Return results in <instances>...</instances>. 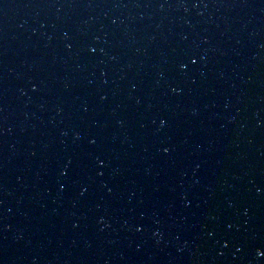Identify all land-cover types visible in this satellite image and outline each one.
I'll return each mask as SVG.
<instances>
[{
	"label": "water",
	"instance_id": "obj_1",
	"mask_svg": "<svg viewBox=\"0 0 264 264\" xmlns=\"http://www.w3.org/2000/svg\"><path fill=\"white\" fill-rule=\"evenodd\" d=\"M262 253L264 0H0V264Z\"/></svg>",
	"mask_w": 264,
	"mask_h": 264
},
{
	"label": "snow or ice",
	"instance_id": "obj_2",
	"mask_svg": "<svg viewBox=\"0 0 264 264\" xmlns=\"http://www.w3.org/2000/svg\"><path fill=\"white\" fill-rule=\"evenodd\" d=\"M192 63H193V64H195V63H196V61H195V60H192ZM262 255H264V253H262Z\"/></svg>",
	"mask_w": 264,
	"mask_h": 264
}]
</instances>
